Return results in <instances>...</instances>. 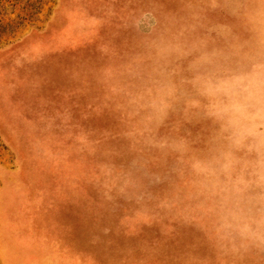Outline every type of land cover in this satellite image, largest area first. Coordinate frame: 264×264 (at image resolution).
I'll list each match as a JSON object with an SVG mask.
<instances>
[{
  "label": "rangeland",
  "instance_id": "374dc122",
  "mask_svg": "<svg viewBox=\"0 0 264 264\" xmlns=\"http://www.w3.org/2000/svg\"><path fill=\"white\" fill-rule=\"evenodd\" d=\"M0 264H264V0H0Z\"/></svg>",
  "mask_w": 264,
  "mask_h": 264
}]
</instances>
